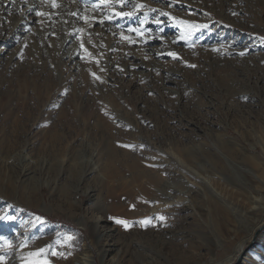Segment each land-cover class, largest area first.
Returning a JSON list of instances; mask_svg holds the SVG:
<instances>
[{"label": "rangeland", "instance_id": "obj_1", "mask_svg": "<svg viewBox=\"0 0 264 264\" xmlns=\"http://www.w3.org/2000/svg\"><path fill=\"white\" fill-rule=\"evenodd\" d=\"M0 1V264H264V0Z\"/></svg>", "mask_w": 264, "mask_h": 264}, {"label": "bare ground", "instance_id": "obj_2", "mask_svg": "<svg viewBox=\"0 0 264 264\" xmlns=\"http://www.w3.org/2000/svg\"><path fill=\"white\" fill-rule=\"evenodd\" d=\"M10 1H13V4L20 6V5L26 4L28 1L34 2L35 0H10ZM52 3H53V0L46 2L47 10H55V9H51ZM4 4H10V2L8 3V1H5ZM4 4L0 1V8H4L5 7ZM54 4H55V2H54ZM33 7H34V4L32 3V4H30L29 8L26 9V11L30 12ZM47 12H49V11H47ZM21 13L24 14V10H22ZM22 14H20L19 18H15L13 20V22L15 23V22L24 21V20H22V17H21ZM48 17L50 20H51V18H58L55 12L48 13ZM55 21H57V19ZM109 150L112 151L111 156H109L110 153L108 155L109 159H110V164L112 163L113 165L116 166L117 163L119 164V162L121 161L120 159H118V157H119L118 147L112 143L111 145H109ZM183 156L186 159H188V157L186 155L183 154ZM217 156H215L213 154V158L211 160V162L213 164H221L222 163V159H221L220 155H217ZM225 157H226V159H228L230 161V163H231L230 166L231 165L232 166L235 165V167L242 166V165L236 163L231 157H229L227 155ZM123 160L124 161L121 164H127V169L130 170V172H131L132 180L134 182H140L141 183V190H140V193L138 195H134L133 192L128 193L129 202L131 201L134 204H138V203L143 201L142 199H145L146 201L156 199L157 196L159 195L157 192L158 186L162 185V183H163L164 178L162 176V173H164V172L155 170L154 166L152 165V164H154V162L153 163L151 162V164L150 163H144V161L135 158L130 153H125ZM223 160L226 161L225 158ZM170 162H174V161L170 160ZM177 193H178L177 195H173V194L166 195L167 199H169L167 201H172V202L176 201V200H174V197H177L178 200L184 199L183 195L186 194V189L180 188L177 190ZM263 228H264L263 224L257 225L255 227V229L258 230L256 232V234H259V232ZM256 239H257V236L254 239L250 240L251 242L249 241L250 243H247V244H246V241H241L238 245L237 250L233 253V255L228 256L225 260L220 261V262H222V264H234L246 252V248H248L251 245H252V247L255 245ZM86 249H88V247L84 248V251H86Z\"/></svg>", "mask_w": 264, "mask_h": 264}, {"label": "snow or ice", "instance_id": "obj_3", "mask_svg": "<svg viewBox=\"0 0 264 264\" xmlns=\"http://www.w3.org/2000/svg\"><path fill=\"white\" fill-rule=\"evenodd\" d=\"M105 0H101V3H104ZM55 6V5H53ZM161 219H163V217H161ZM149 221H141V223H148ZM116 223L118 224H123L125 227H128V223L126 221H123V220H116ZM44 250L41 249V252H43ZM53 255H56V253H53ZM60 255H63L62 253Z\"/></svg>", "mask_w": 264, "mask_h": 264}, {"label": "water", "instance_id": "obj_4", "mask_svg": "<svg viewBox=\"0 0 264 264\" xmlns=\"http://www.w3.org/2000/svg\"><path fill=\"white\" fill-rule=\"evenodd\" d=\"M261 243V241L257 244V245H259ZM256 245V246H257ZM255 247H252V245L251 246H249L247 249H246V251H250V250H252V249H254ZM246 253V252H245ZM245 253L234 263V264H243L244 263V256H245Z\"/></svg>", "mask_w": 264, "mask_h": 264}]
</instances>
